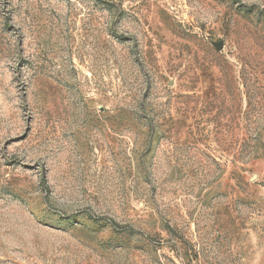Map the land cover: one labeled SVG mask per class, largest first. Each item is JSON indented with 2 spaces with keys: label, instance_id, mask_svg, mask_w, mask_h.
<instances>
[{
  "label": "rangeland",
  "instance_id": "rangeland-1",
  "mask_svg": "<svg viewBox=\"0 0 264 264\" xmlns=\"http://www.w3.org/2000/svg\"><path fill=\"white\" fill-rule=\"evenodd\" d=\"M0 264H264V0H0Z\"/></svg>",
  "mask_w": 264,
  "mask_h": 264
}]
</instances>
